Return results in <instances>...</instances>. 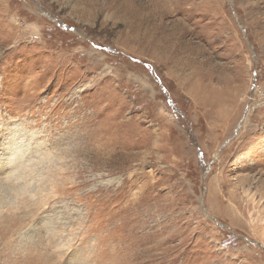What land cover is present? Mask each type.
I'll return each instance as SVG.
<instances>
[{
    "label": "rangeland",
    "instance_id": "rangeland-1",
    "mask_svg": "<svg viewBox=\"0 0 264 264\" xmlns=\"http://www.w3.org/2000/svg\"><path fill=\"white\" fill-rule=\"evenodd\" d=\"M0 264H264V0H0Z\"/></svg>",
    "mask_w": 264,
    "mask_h": 264
},
{
    "label": "bare ground",
    "instance_id": "bare-ground-1",
    "mask_svg": "<svg viewBox=\"0 0 264 264\" xmlns=\"http://www.w3.org/2000/svg\"><path fill=\"white\" fill-rule=\"evenodd\" d=\"M196 86H197V83H195V84L191 87V92H192V93H193V92H194V93L197 92V90H196L197 87H196ZM7 157H8V156H7ZM19 158H20V157H19ZM13 159H14V158H13ZM14 162H15V161H14ZM18 162H19V161H18ZM18 162L16 163L17 165L21 163V162H20V163H18ZM8 166H9V164H8ZM12 166H13V165H12ZM19 166H20V165H19ZM16 169H18V168H16ZM16 169H15V170H16ZM20 169H21V168H20ZM4 170H5V168H4ZM9 171H10V170H9ZM5 172L8 173L7 171H5Z\"/></svg>",
    "mask_w": 264,
    "mask_h": 264
}]
</instances>
